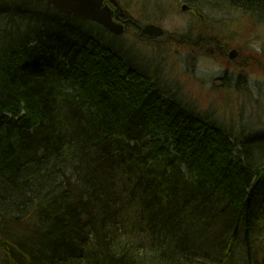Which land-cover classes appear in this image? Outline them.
<instances>
[{
	"label": "trees",
	"instance_id": "16d2710c",
	"mask_svg": "<svg viewBox=\"0 0 264 264\" xmlns=\"http://www.w3.org/2000/svg\"><path fill=\"white\" fill-rule=\"evenodd\" d=\"M177 2L204 19L174 43L190 58L222 49L204 12L264 26V0ZM122 38L0 0V261L264 264V131L234 137L164 73V44Z\"/></svg>",
	"mask_w": 264,
	"mask_h": 264
},
{
	"label": "rangeland",
	"instance_id": "374dc122",
	"mask_svg": "<svg viewBox=\"0 0 264 264\" xmlns=\"http://www.w3.org/2000/svg\"><path fill=\"white\" fill-rule=\"evenodd\" d=\"M118 1L123 12L132 21L142 26L151 25L149 22L153 21L154 25L166 33L159 44H164L165 46V61L167 64L164 66V73L169 75L171 80L177 78L184 85V92L191 95V99L197 101L204 110L210 105L212 109L217 111L234 137L243 135V137L246 136L249 139L252 135L250 134L251 131L253 133L264 131L263 25H254L238 14L218 15L204 12L207 16L205 25L210 27L212 32L210 37L214 38L215 41L220 40V44L239 54L237 65L245 67L247 84L244 88H241V85L237 87L240 90L239 95L234 93L235 91L232 89L226 90L224 88L222 90V83L216 81L221 77L220 75L225 66L218 60V52L215 46L213 44H205L211 43L210 41L203 42V39H201L192 46L193 54L191 58L188 57L189 48L187 49L183 44L180 46L178 44L174 45L175 42H180L179 39L181 37L179 35L184 36L190 28L198 29L201 34L204 30V25L197 23L193 15L181 12V5L177 0ZM22 4L18 8H23V11H31L37 8L33 4L30 6L25 5V3ZM196 18L200 19L199 17ZM21 21L19 20L18 24L24 27L27 22L22 21L21 23ZM29 26L36 28V24L33 23ZM48 32L50 33V31ZM122 37L130 45H134L139 49L143 47V44L141 45L136 40V34L130 30L123 34ZM204 45L206 55H201L197 58L201 51L200 48L204 47ZM208 52L212 53V55L209 56ZM192 58L196 59L193 60ZM229 71L233 73L234 68L232 67ZM235 82L236 80L231 85L232 87ZM257 154L258 152L254 153L252 157L256 159L258 157ZM256 161L259 162L258 159ZM0 264H3V262L0 261Z\"/></svg>",
	"mask_w": 264,
	"mask_h": 264
},
{
	"label": "water",
	"instance_id": "95a60500",
	"mask_svg": "<svg viewBox=\"0 0 264 264\" xmlns=\"http://www.w3.org/2000/svg\"><path fill=\"white\" fill-rule=\"evenodd\" d=\"M24 2H40L50 6L56 12L79 18L85 21L96 23L105 28L109 33L115 36L123 34V26L112 21L113 12L109 6L119 11L121 18L125 16L124 12L118 7L116 0H22ZM107 3L108 5H104ZM188 7L183 5L182 12H187ZM141 35L159 38L163 31L153 25H146L140 30ZM236 56L234 51L229 53V58Z\"/></svg>",
	"mask_w": 264,
	"mask_h": 264
},
{
	"label": "flooded vegetation",
	"instance_id": "af4514ba",
	"mask_svg": "<svg viewBox=\"0 0 264 264\" xmlns=\"http://www.w3.org/2000/svg\"><path fill=\"white\" fill-rule=\"evenodd\" d=\"M118 4L119 1L117 2ZM120 6V5H119ZM113 10V15H112V19L113 21L116 23H119L123 26V32L124 34L127 32V30L132 31V33L136 34L137 38L136 40L143 44V45H159L161 42V39L164 37H159V38H154V37H149V36H145V35H141L140 34V30L144 27V25H139L137 23H135L134 21H132L126 14L124 16V18H120L119 15V11L112 9ZM188 13L193 14L194 13L192 11H189ZM133 35V34H132ZM220 41V40H219ZM219 41L218 44H219ZM222 45V49H220V51L217 53V57L218 60L220 61V63L225 66V69L223 67V71L221 73V77L219 79H217L216 81H218L221 84L222 90L225 88L226 90H233L235 91L234 93H238L239 94V89H237V87H240V83L242 81V78L245 77V83H244V87H246L247 84V78L245 76V67L237 65V60L239 57V54L236 53L235 58H233V60H231L229 58V53L231 52V50H229L227 47H225L223 44ZM209 55H212V53H209ZM234 68V71H232L233 73H230V69ZM237 67V69H236ZM235 77V79H234ZM236 80L235 84L233 85V87L231 86L233 84V82ZM243 87V88H244ZM240 95V94H239Z\"/></svg>",
	"mask_w": 264,
	"mask_h": 264
},
{
	"label": "bare ground",
	"instance_id": "6f19581e",
	"mask_svg": "<svg viewBox=\"0 0 264 264\" xmlns=\"http://www.w3.org/2000/svg\"><path fill=\"white\" fill-rule=\"evenodd\" d=\"M112 21H113V19H112ZM114 22V21H113Z\"/></svg>",
	"mask_w": 264,
	"mask_h": 264
}]
</instances>
